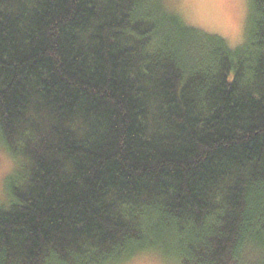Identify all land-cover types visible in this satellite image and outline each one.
Instances as JSON below:
<instances>
[{"label": "trees", "instance_id": "trees-1", "mask_svg": "<svg viewBox=\"0 0 264 264\" xmlns=\"http://www.w3.org/2000/svg\"><path fill=\"white\" fill-rule=\"evenodd\" d=\"M167 2L0 0V264H264V0Z\"/></svg>", "mask_w": 264, "mask_h": 264}, {"label": "rangeland", "instance_id": "rangeland-1", "mask_svg": "<svg viewBox=\"0 0 264 264\" xmlns=\"http://www.w3.org/2000/svg\"><path fill=\"white\" fill-rule=\"evenodd\" d=\"M167 6L177 11L190 27L223 38L231 49L244 43L248 0H168ZM14 168V160L0 146V206L5 200L6 178ZM125 264L166 263L155 254H145Z\"/></svg>", "mask_w": 264, "mask_h": 264}]
</instances>
